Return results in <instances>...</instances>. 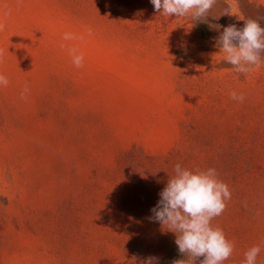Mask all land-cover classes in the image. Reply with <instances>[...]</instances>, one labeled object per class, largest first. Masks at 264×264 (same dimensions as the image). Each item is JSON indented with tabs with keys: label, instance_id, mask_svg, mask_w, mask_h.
Listing matches in <instances>:
<instances>
[{
	"label": "rangeland",
	"instance_id": "1",
	"mask_svg": "<svg viewBox=\"0 0 264 264\" xmlns=\"http://www.w3.org/2000/svg\"><path fill=\"white\" fill-rule=\"evenodd\" d=\"M228 5L195 21L150 0H0V264L187 259L149 219L176 164L229 186L212 221L235 245L224 264L255 245L264 264V65L237 73L216 44L264 27V0Z\"/></svg>",
	"mask_w": 264,
	"mask_h": 264
},
{
	"label": "clouds",
	"instance_id": "2",
	"mask_svg": "<svg viewBox=\"0 0 264 264\" xmlns=\"http://www.w3.org/2000/svg\"><path fill=\"white\" fill-rule=\"evenodd\" d=\"M154 10L164 16L177 18L191 17L195 21L206 20L218 0H150ZM238 12L237 0H229L223 15L235 16ZM0 24V31L3 30ZM219 28V25H212ZM64 40L74 37L66 33ZM220 53L232 69L244 76L264 65V27L259 20L247 19L244 26L238 28L231 24L223 28L216 41ZM63 46V45H62ZM73 63L77 68L83 66V54L76 55V49L70 50ZM4 50L0 49V61ZM8 77L0 73V87H7ZM30 91L27 85L21 93L25 99ZM231 99L243 102V93H230ZM175 175L170 177L161 191L160 200L151 211L150 220L159 222L164 229L176 234L175 244L187 259L174 260L173 264H224L235 250L233 242L226 238L222 228L213 227L212 221L223 214L227 202L231 200L229 186L217 178L214 168L192 172L180 164L175 165ZM260 245H255L245 252L243 264H256L261 252ZM203 257V259H200ZM155 258H148L146 264H153Z\"/></svg>",
	"mask_w": 264,
	"mask_h": 264
}]
</instances>
